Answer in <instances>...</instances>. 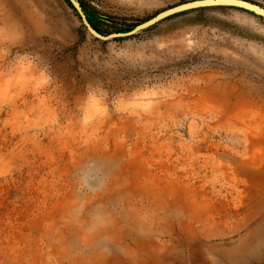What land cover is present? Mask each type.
<instances>
[{"label": "rangeland", "instance_id": "obj_1", "mask_svg": "<svg viewBox=\"0 0 264 264\" xmlns=\"http://www.w3.org/2000/svg\"><path fill=\"white\" fill-rule=\"evenodd\" d=\"M187 1L0 0V41L20 37L0 61V264H262L264 90L244 61L264 16L199 6L127 34ZM89 83L108 107L84 123Z\"/></svg>", "mask_w": 264, "mask_h": 264}, {"label": "clouds", "instance_id": "obj_2", "mask_svg": "<svg viewBox=\"0 0 264 264\" xmlns=\"http://www.w3.org/2000/svg\"><path fill=\"white\" fill-rule=\"evenodd\" d=\"M19 35L9 38L4 37L3 41H0V48L3 49L0 52V61H6L8 55L10 54L11 46L16 44L19 41ZM17 63L23 65L25 68H33L35 70L36 76L35 79L38 84H45L49 80V75L47 69L44 67L35 64L33 59L27 54H20L16 57ZM107 92L103 89L100 84L89 83L86 85L85 94L80 103V114L81 120L84 123H87L94 118H98L107 111ZM115 105H120L121 100L116 99Z\"/></svg>", "mask_w": 264, "mask_h": 264}, {"label": "water", "instance_id": "obj_3", "mask_svg": "<svg viewBox=\"0 0 264 264\" xmlns=\"http://www.w3.org/2000/svg\"><path fill=\"white\" fill-rule=\"evenodd\" d=\"M210 5H232V6H238L247 10H250L256 14H259L261 16H264V7L250 2L248 0H190L187 2L179 3L174 6H171L169 8H166L160 12H158L155 16L140 22L134 29L131 31L127 32V34L133 33L135 31H139L142 29H145L154 23L166 18L169 15H172L174 13L194 8V7H199V6H210ZM113 36L118 35V33H113L111 34Z\"/></svg>", "mask_w": 264, "mask_h": 264}, {"label": "snow or ice", "instance_id": "obj_4", "mask_svg": "<svg viewBox=\"0 0 264 264\" xmlns=\"http://www.w3.org/2000/svg\"><path fill=\"white\" fill-rule=\"evenodd\" d=\"M228 63L231 64V62ZM244 63L246 64L248 71L253 77L255 76L260 77L261 88L262 90H264V55H261L259 57H249L244 61ZM221 67L222 70L224 71L231 70L230 67H228L227 65H222ZM260 255H261V262L262 264H264V244L261 245ZM184 264H188V262L185 261Z\"/></svg>", "mask_w": 264, "mask_h": 264}]
</instances>
